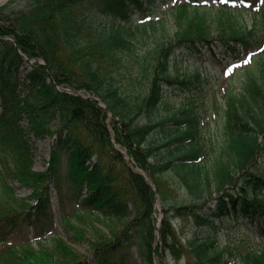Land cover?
<instances>
[{"label":"trees","instance_id":"16d2710c","mask_svg":"<svg viewBox=\"0 0 264 264\" xmlns=\"http://www.w3.org/2000/svg\"><path fill=\"white\" fill-rule=\"evenodd\" d=\"M28 1L0 20V264H90L62 238L13 244L48 217L52 180L62 199L65 167L73 197L88 191L87 229L69 227L93 264H135L134 249L142 264H264V1ZM219 47L260 54L240 93L225 91L222 138L208 144L195 107L167 90L206 80L182 76L178 58ZM32 137L55 138L44 171ZM245 225L251 236L231 244Z\"/></svg>","mask_w":264,"mask_h":264},{"label":"rangeland","instance_id":"374dc122","mask_svg":"<svg viewBox=\"0 0 264 264\" xmlns=\"http://www.w3.org/2000/svg\"><path fill=\"white\" fill-rule=\"evenodd\" d=\"M171 1V0H168ZM165 1V2H168ZM212 1V0H209ZM243 0H235L237 5H243ZM263 1V0H262ZM29 6L28 0H6L0 4V20L15 18L18 13L26 10ZM164 9V8H163ZM162 9V10H163ZM163 17V14H162ZM247 21H252L251 16L247 17ZM241 50V49H240ZM260 54V51H253L250 55L241 52L239 56L232 57L224 49L220 48L216 51V54H207L203 57H189L188 54H184L178 58V69L180 73L184 75H192L197 72L202 73V77L206 78L203 82H196L194 85L189 86L190 88H170L167 90V98L169 101L175 104L186 103L191 104L195 107L201 117V127L203 128V135L205 141L209 144L210 141L218 142L222 138V125L223 118L221 107L224 104V94L229 88L234 93H240L242 90V80L246 67L254 64L256 58ZM248 61L245 63V61ZM230 69V71H229ZM26 72L23 71L22 77L25 76ZM218 102V103H216ZM24 126H27L26 121L23 122ZM31 143L34 147L35 164L34 169L37 171H44L48 167V161L50 158V152L55 145V138L46 137L45 139L37 140L30 138ZM64 173L62 179H64L62 199L58 193L55 182H50L51 200L52 205L48 212V217L38 222V227L30 228L26 238L17 239L13 244L19 245L20 243H30L36 250L41 246L40 242L44 246H51L54 238H62L65 242L71 245L80 254H84L90 262L93 264L90 247L87 243H79L75 241L73 232L69 227V222L74 225H79L84 229H87L84 222L79 220V213L81 214L80 201L87 194V189L83 191V197L76 200V196L73 197V190L70 189L67 176V168H63ZM174 180V176L170 177ZM9 184L15 188L16 196L18 198L29 199L32 191L29 188L21 187L18 182H10ZM171 193V192H170ZM165 196V200L171 201V194ZM181 197V193L178 195ZM31 204H35L36 200L30 199ZM162 199L158 200L157 210L162 212ZM97 224V223H96ZM179 221H175V225L178 229L183 228L184 234L192 233V227L188 223L180 225ZM99 227H103L100 223ZM243 228V229H242ZM89 229V227H88ZM241 229V230H240ZM237 230V235H232L230 242L237 243L239 238L246 239L251 236V228L241 227ZM2 248L0 247V252ZM132 259L135 264H142L140 257L136 249L132 251ZM170 264H176L171 259Z\"/></svg>","mask_w":264,"mask_h":264},{"label":"water","instance_id":"95a60500","mask_svg":"<svg viewBox=\"0 0 264 264\" xmlns=\"http://www.w3.org/2000/svg\"><path fill=\"white\" fill-rule=\"evenodd\" d=\"M75 94V93H74ZM79 93H76L75 95H78ZM87 99H90V100H94V101H97L99 103H101V100L97 97H94V96H90V97H87ZM104 106V105H102ZM105 107V106H104Z\"/></svg>","mask_w":264,"mask_h":264},{"label":"bare ground","instance_id":"6f19581e","mask_svg":"<svg viewBox=\"0 0 264 264\" xmlns=\"http://www.w3.org/2000/svg\"><path fill=\"white\" fill-rule=\"evenodd\" d=\"M6 0H0V3L2 4L3 2H5Z\"/></svg>","mask_w":264,"mask_h":264},{"label":"snow or ice","instance_id":"6c2138e0","mask_svg":"<svg viewBox=\"0 0 264 264\" xmlns=\"http://www.w3.org/2000/svg\"><path fill=\"white\" fill-rule=\"evenodd\" d=\"M247 62H248V61L246 60L245 63H247ZM229 71H230V69H229Z\"/></svg>","mask_w":264,"mask_h":264}]
</instances>
